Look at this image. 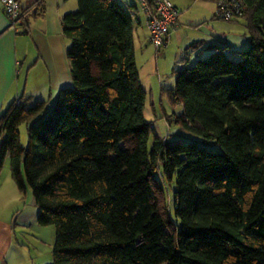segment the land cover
<instances>
[{
    "label": "trees",
    "instance_id": "1",
    "mask_svg": "<svg viewBox=\"0 0 264 264\" xmlns=\"http://www.w3.org/2000/svg\"><path fill=\"white\" fill-rule=\"evenodd\" d=\"M242 2L241 58L214 46L169 90L176 120L219 151L148 146L134 4L77 0L61 16L72 86L49 109L19 97L0 112V170L7 157L37 223L54 226L52 264H264V0Z\"/></svg>",
    "mask_w": 264,
    "mask_h": 264
},
{
    "label": "crops",
    "instance_id": "2",
    "mask_svg": "<svg viewBox=\"0 0 264 264\" xmlns=\"http://www.w3.org/2000/svg\"><path fill=\"white\" fill-rule=\"evenodd\" d=\"M215 6L216 0H210ZM22 16L17 29L8 26L0 2V112L19 97V86L28 95L49 94L48 87L59 90L72 86L66 56L69 40L62 34L61 16L77 8V0H19ZM178 7V0H171ZM135 5L134 3H131ZM136 6V5H135ZM134 52L147 53L150 44L145 15L134 8ZM178 16V24H179ZM243 39L248 40L246 26ZM238 22V21H237ZM179 25L166 37V44L179 36ZM228 41V40H227ZM151 45V44H150ZM226 45L232 49L231 42ZM137 49V50H136ZM137 60V59H136ZM17 67H19L18 72ZM184 67H174L179 69ZM22 95V94H21ZM14 181V180H13ZM15 184V183H14ZM4 185L9 192H3ZM16 186V184H15ZM2 193H7L3 195ZM8 179L0 183V264H52V229L37 223L38 207L34 200L21 205L25 197ZM18 203L20 206H18Z\"/></svg>",
    "mask_w": 264,
    "mask_h": 264
},
{
    "label": "rangeland",
    "instance_id": "3",
    "mask_svg": "<svg viewBox=\"0 0 264 264\" xmlns=\"http://www.w3.org/2000/svg\"><path fill=\"white\" fill-rule=\"evenodd\" d=\"M124 5H130L135 2L137 6L138 0H120ZM179 6V36L172 38L168 46H163L158 51L148 44L147 53L137 51L136 64L140 83L145 90V101L143 114L144 119L150 123L152 133L148 141V146H151L153 136L156 135L161 139L170 142L181 141L197 142L204 144L214 151H219L220 146L217 144L207 143L201 137L193 134L185 129L176 117L182 113V105L172 102L170 98V89L175 83L174 67L192 65L196 59L203 58L212 52L214 46H226V42H231L234 48H225L226 54L234 59L241 58L239 51L248 47V40H244L243 26L241 20L236 17L226 21L215 17V6L210 0H178ZM139 8V7H138ZM238 21V22H237ZM228 40V41H227ZM137 50V49H136ZM19 67H17L18 72ZM49 94L28 95L24 91V85L19 86V97H22L27 106L33 105L38 100H46L47 108H51L57 96V90H52L48 87ZM22 94V95H21ZM18 97V98H19ZM17 99V98H16ZM15 99V100H16ZM2 112V111H1ZM20 141L22 146L27 145V128L25 124L20 125ZM155 176L160 180L159 172L156 171ZM8 179L13 190H16L15 182L13 181L8 158L4 159L0 170V183ZM175 183L172 184V190ZM167 203L171 208V193L170 187L167 186ZM3 192H9L8 186L4 185ZM6 195L7 193H2ZM33 201V197L29 188L26 190L25 197L21 200V205ZM18 206L20 204L18 203ZM52 229L51 235L55 236L53 225H46Z\"/></svg>",
    "mask_w": 264,
    "mask_h": 264
},
{
    "label": "built area",
    "instance_id": "4",
    "mask_svg": "<svg viewBox=\"0 0 264 264\" xmlns=\"http://www.w3.org/2000/svg\"><path fill=\"white\" fill-rule=\"evenodd\" d=\"M0 2L8 26L14 30L17 29L22 16L19 0H0ZM138 7L145 15L148 40L155 51H158L166 44V37L169 33L176 29L180 10L171 0H138ZM244 9L242 0H216L214 15L219 19L229 21L241 17Z\"/></svg>",
    "mask_w": 264,
    "mask_h": 264
}]
</instances>
